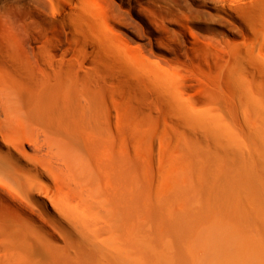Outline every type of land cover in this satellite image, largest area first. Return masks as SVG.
Segmentation results:
<instances>
[{"label":"rangeland","instance_id":"1","mask_svg":"<svg viewBox=\"0 0 264 264\" xmlns=\"http://www.w3.org/2000/svg\"><path fill=\"white\" fill-rule=\"evenodd\" d=\"M0 158V264H264V0H0Z\"/></svg>","mask_w":264,"mask_h":264},{"label":"bare ground","instance_id":"2","mask_svg":"<svg viewBox=\"0 0 264 264\" xmlns=\"http://www.w3.org/2000/svg\"><path fill=\"white\" fill-rule=\"evenodd\" d=\"M47 112H48V111H47ZM12 114H13V113H12ZM15 116H16V115H15ZM21 118H22V117H21ZM0 160H3V159L0 158ZM1 162H3L4 165H7V164H5L6 161H1ZM0 164H1V163H0ZM2 166H3V165H2Z\"/></svg>","mask_w":264,"mask_h":264}]
</instances>
